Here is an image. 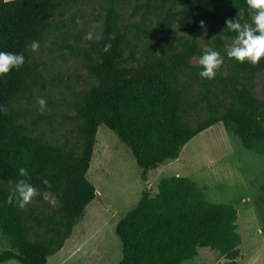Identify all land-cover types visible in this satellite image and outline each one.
Wrapping results in <instances>:
<instances>
[{
	"label": "trees",
	"instance_id": "16d2710c",
	"mask_svg": "<svg viewBox=\"0 0 264 264\" xmlns=\"http://www.w3.org/2000/svg\"><path fill=\"white\" fill-rule=\"evenodd\" d=\"M135 1L0 0V52L24 56L20 69L0 76V107L8 109L7 115L0 111V229L10 244L0 252V263L13 259L20 264H47L48 256L70 237L96 195L86 172L100 124L128 146L142 180L149 170L176 159L190 139L216 123L233 132L244 148L262 151L264 93L262 99L255 98L243 81L264 71V57L252 65L226 55L215 77L206 79L200 76L202 66L188 63L203 55L205 47L186 41L179 48L164 36L165 48L157 53L146 45L144 60L139 63L121 13L126 4ZM80 5L102 9L100 35L104 38L82 52L95 83L75 94L77 141L55 143L33 135L21 121L19 96L36 74L28 45L33 40L39 45L44 42L55 14L63 15ZM142 7L146 5L138 3L133 9ZM165 7L169 9L157 16L156 33L167 31L176 22L182 32L196 37L200 21L203 25L212 22L220 27L206 45L213 51L220 50L226 38L236 36L227 29V21L255 28L251 17L257 10L248 7L246 0H152L147 6L156 12ZM113 33L115 39L110 41ZM108 43L112 46L104 51ZM134 61L137 63L132 65ZM223 66L225 74L220 72ZM21 168L27 170V176H20ZM19 180L41 192L26 210L15 201ZM43 193L53 194L56 203L47 205ZM9 195L12 203L7 201ZM236 218L235 207L207 201L192 179L162 177L153 196L142 190L137 204L117 221L118 264H180L195 257L201 247L216 250L226 259L223 264H237L241 237Z\"/></svg>",
	"mask_w": 264,
	"mask_h": 264
},
{
	"label": "rangeland",
	"instance_id": "374dc122",
	"mask_svg": "<svg viewBox=\"0 0 264 264\" xmlns=\"http://www.w3.org/2000/svg\"><path fill=\"white\" fill-rule=\"evenodd\" d=\"M138 3L146 7L134 10ZM151 3L152 0H137L121 10L128 25L126 36L139 63L144 60L146 45H152L157 53L165 48L161 42L164 36L179 48L186 41L206 47L220 28L209 22L198 29L196 37H192L173 22L167 31L158 34L155 32L157 16L169 7L156 12L147 8ZM102 19L103 11L98 5H80L63 15L55 14L44 42L37 51L31 50L36 61L35 80L20 94L18 104L21 121L30 127L33 135L55 143L77 141L73 121L75 94L95 83L88 73L82 52L90 50V45L96 41L86 40L85 36L90 30L100 34ZM233 43V39L226 38L224 46L217 50L222 59ZM199 58H191L188 63L198 66ZM136 63L134 61L132 65ZM220 72L225 74L226 68ZM243 83L255 98L262 99L264 71L255 73ZM39 98L46 101L43 111L37 103ZM160 165L147 172L146 180H142L140 168L128 146L106 125L100 124L86 172L96 195L62 248L48 256L47 264H118L121 246L114 232L117 221L137 204L142 190L147 189L153 196L159 179L172 175L192 179L207 201L235 207L241 237L237 264H264V232L261 231L264 220V144L261 152L244 148L233 132L222 123H216L190 139L176 159ZM37 194L41 192L37 191ZM45 203L50 205L49 201ZM9 247V238L0 229V252ZM225 260L216 250L201 247L195 257L180 264H223ZM0 264L20 263L10 259Z\"/></svg>",
	"mask_w": 264,
	"mask_h": 264
},
{
	"label": "clouds",
	"instance_id": "9594fccd",
	"mask_svg": "<svg viewBox=\"0 0 264 264\" xmlns=\"http://www.w3.org/2000/svg\"><path fill=\"white\" fill-rule=\"evenodd\" d=\"M246 4L251 9L257 10L255 15L251 17V23L255 25L252 28L249 24L245 23L243 27L238 21H227V29L231 32H235L233 46L227 49V56L230 59H235L239 63H243L245 60L249 61L252 65H257L262 57H264V0H246ZM204 21H200V25L203 26ZM94 27V26H93ZM254 32H259V35H254ZM104 37L100 34H96L93 30H90L86 36V40L99 41ZM108 39L114 40L115 34H110ZM111 43L104 46V51H108L111 48ZM28 47L33 51L39 49V42L36 40L31 41ZM203 55L199 58V64L202 66L203 71L200 72V76L206 79H213L216 75V70L223 64V59L220 53L213 51L211 47H205ZM24 64L23 54L12 52H0V76H6L12 69H20ZM37 103L40 106L41 111L46 107V101L43 98H39ZM5 115L8 113L6 107H0ZM20 176H27V170L25 168L19 169ZM47 187V181L45 182ZM16 191L18 196L16 198V205L21 210H26V206L30 204L33 198L37 195V190L24 180H19L17 183ZM45 200H49L51 204L56 203V197L53 194L46 195ZM9 203L13 202V197L9 195L7 197Z\"/></svg>",
	"mask_w": 264,
	"mask_h": 264
},
{
	"label": "crops",
	"instance_id": "0c3cea01",
	"mask_svg": "<svg viewBox=\"0 0 264 264\" xmlns=\"http://www.w3.org/2000/svg\"><path fill=\"white\" fill-rule=\"evenodd\" d=\"M158 166L160 167L161 165L159 164ZM158 166H157V167H158ZM149 172H150V170L148 171V173H149ZM237 231H238V227H237ZM238 246H239V245H238Z\"/></svg>",
	"mask_w": 264,
	"mask_h": 264
}]
</instances>
